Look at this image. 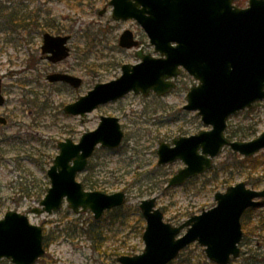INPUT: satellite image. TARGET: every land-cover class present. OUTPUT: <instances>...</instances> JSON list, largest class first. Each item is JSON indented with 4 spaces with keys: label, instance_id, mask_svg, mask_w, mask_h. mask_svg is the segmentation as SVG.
<instances>
[{
    "label": "rangeland",
    "instance_id": "374dc122",
    "mask_svg": "<svg viewBox=\"0 0 264 264\" xmlns=\"http://www.w3.org/2000/svg\"><path fill=\"white\" fill-rule=\"evenodd\" d=\"M105 2L97 0L96 7L103 6ZM239 2L235 0L241 7H246L249 0ZM26 5L29 6L28 0H0L2 24L7 22L8 14L15 15L25 7L28 10ZM29 8L54 11L58 18L70 14L71 21L65 23L73 29L76 37L70 57L61 64L49 66L41 59L39 49L2 44L7 32L0 26V75L7 99L0 111L7 113L9 118L7 126H0V218L14 210L27 214L33 224L43 226L46 253L34 264H121L118 257L142 253L145 247L143 232L146 221L139 207L142 200L157 197V206L163 210L165 220L180 225L191 216L215 206L216 193L225 192L238 182H255L259 178L258 186L251 183L248 186L258 190L264 188V150L256 155L259 162L256 169L246 167V171H232V175L224 169L235 161L233 155L237 154L230 147H225L214 159L212 170L182 186L167 187L169 179L185 163L177 160L159 165L157 151L160 142L171 143L178 136L210 128L195 111L183 108L187 103V93L198 83L187 70L182 69L176 80L177 87L163 96L154 92L144 95L131 91L125 97L88 113L84 120L80 115L66 113V104L87 94L97 83L120 77L123 64H137L140 60L135 49H119L115 45L108 48L102 41L90 45L89 37L80 45L79 28L83 32L81 36L95 31L91 22L100 18L95 9L92 13L87 8L75 9L70 2L61 0H33ZM131 25L139 26L137 21ZM138 33L139 38L145 41L142 45L145 52L159 56L149 37L144 32L141 34L140 30ZM55 69H67L81 77L82 86L49 85L46 76ZM101 115L120 119L125 132L123 143L116 150L99 147L90 160L89 168L79 174L78 179L89 190L93 189L86 184V177L90 184L96 182L99 185L98 190L107 193L125 191L126 204L120 210L106 211L100 220H96L90 210L74 212L66 200L53 214L33 213L32 208L39 205L51 185L48 169L60 151L58 143L67 138L78 142L85 132L96 129ZM263 131L264 99L252 108L232 115L226 135L232 140H251ZM250 171L252 176L246 173ZM262 202L260 207L242 218V252L229 264H264V230L257 229L259 220L264 218ZM0 264L15 263L4 258ZM170 264L217 263L208 258L203 246L194 242Z\"/></svg>",
    "mask_w": 264,
    "mask_h": 264
},
{
    "label": "water",
    "instance_id": "95a60500",
    "mask_svg": "<svg viewBox=\"0 0 264 264\" xmlns=\"http://www.w3.org/2000/svg\"><path fill=\"white\" fill-rule=\"evenodd\" d=\"M116 18H135L148 32L156 58L143 50L136 52L138 64H124L122 75L106 83H97L86 95L67 104L69 114L86 117L98 106L126 96L131 91L148 95L169 93L176 87V79L183 66L199 84L187 94L185 109L197 111L210 129L196 134L178 136L172 144L162 141L158 149L159 165L182 160L185 167L169 180L168 186L184 184L188 179L206 172L213 166L225 146L245 157L264 149V131L251 140H231L226 135L228 118L238 111L251 108L264 99V0H249L247 7H238L234 0H113ZM143 6L141 8L140 6ZM69 37L45 35L43 53L57 62L70 55ZM121 45L133 47L131 31L121 37ZM52 82L66 81L78 88L80 77L53 73ZM2 94L0 76V105ZM0 123L7 119L0 116ZM124 130L116 116L102 115L96 129L85 132L79 142L71 138L58 143L60 149L48 170L51 187L36 214H53L66 199L76 213L91 210L99 220L106 210L123 205L124 191L107 193L86 190L78 174L89 164L96 148L116 149L123 141ZM264 189L256 190L242 181L217 192L216 206L204 209L179 226L164 220L157 207V198L140 203L146 228L143 233L144 251L136 255H122V264H168L188 245L198 242L205 247L208 258L218 264H229L241 254L243 239L242 216L250 207L260 205ZM187 228L183 235L181 231ZM44 228L33 224L27 214L14 210L0 218V261L11 259L15 264H34L44 256Z\"/></svg>",
    "mask_w": 264,
    "mask_h": 264
},
{
    "label": "flooded vegetation",
    "instance_id": "af4514ba",
    "mask_svg": "<svg viewBox=\"0 0 264 264\" xmlns=\"http://www.w3.org/2000/svg\"><path fill=\"white\" fill-rule=\"evenodd\" d=\"M29 6H27L28 10H26V7L23 8L22 11H18L13 15L12 13L7 15V22L5 24H2L0 21V26L2 29L7 32V36L1 41L2 44H4L6 47H19V46H26V47H33L38 51L41 50V59L45 60L47 62V65H58L63 62H65L68 58L54 62L50 60L49 55L50 54H44L43 53V45L45 41V35L49 34L51 36L55 37H66L68 36V43L67 45L70 47V51H72V43L75 41L76 37L73 32V29L68 26V24L65 23L70 19V14L66 13L62 17L58 18L54 11H50L47 9H30V3L33 0H28ZM61 1H68L71 3V6L73 8H87V10H90L91 13L97 10L99 14V19L93 20L91 23L95 25V31L92 32L90 35L89 32L83 36H81L82 30L79 28L80 34H79V42L81 45V42H83V39H87L89 37L90 41L88 44L95 45V43L98 41L105 42L106 45H108V48H111L113 45H115L119 49H141L145 51L142 48V45L144 46L143 40L139 38L138 30H140V33L144 35V33L148 36L146 31L139 26L133 27L131 23L135 22V19H123V18H116L114 16V10L116 8V5L112 3L113 0H106V2L103 4V6H100L99 8L96 7L97 0H61ZM100 1V0H98ZM3 12V11H2ZM5 12V11H4ZM4 16V15H3ZM75 24L78 23L77 19H75ZM126 31H131L133 34L134 41L138 42V45L134 47H124L121 45V37ZM144 32V33H143ZM71 55V54H70ZM32 60V56L30 58ZM53 73H63V74H72L69 70H62V69H55L51 72H49L46 76L47 83L49 85H55V84H64L68 87H73L71 84L67 83L66 81H55L52 82L48 79V76ZM46 75V74H45ZM73 75V74H72ZM83 84V79H82ZM81 84V86H82ZM80 86V87H81ZM74 88V87H73ZM2 93L5 97V102L3 105H0V109L3 108L7 102L6 96L3 92V84H2ZM82 96V95H81ZM100 107V106H99ZM0 116L5 117L7 119L6 124L0 123V126H7L9 123V118L7 117V113L0 111ZM84 120V119H82Z\"/></svg>",
    "mask_w": 264,
    "mask_h": 264
},
{
    "label": "trees",
    "instance_id": "16d2710c",
    "mask_svg": "<svg viewBox=\"0 0 264 264\" xmlns=\"http://www.w3.org/2000/svg\"><path fill=\"white\" fill-rule=\"evenodd\" d=\"M236 1L238 3H240L239 0H236ZM233 156L235 158V161L230 162L229 164H227V166L224 167V169L230 171L232 173V175H234V173L232 171H239V173H242V171H246L248 169V167H250L249 168L250 170H251V168L256 169V167H257L256 165L259 163V162H257L258 158L256 156L250 157V158H242L240 155H237V154H234ZM246 167H247V169H246ZM252 171L246 172V173L248 175H251L252 176V174H253ZM85 180H86V184L89 185L90 188H92V189H98L99 185H97L96 182H92V184H90L91 181L89 182V180H88L87 177L85 178ZM247 183L248 184L251 183L254 186H258L260 184V179L259 178H256V181L255 182H247ZM38 199L40 200L41 198H38ZM114 210L117 211V210H120V208H116ZM252 210H254V209H249L246 212V214L249 213V212H251ZM246 214H245V216H246ZM259 223L260 224L257 226L258 227L257 229L264 230V218H262L261 220H259ZM251 258L252 259H255L253 256H251Z\"/></svg>",
    "mask_w": 264,
    "mask_h": 264
}]
</instances>
